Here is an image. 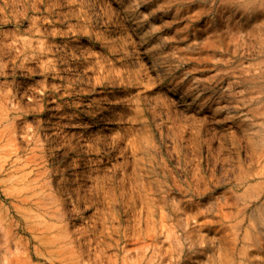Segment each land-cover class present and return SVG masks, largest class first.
Instances as JSON below:
<instances>
[{
  "label": "rangeland",
  "instance_id": "rangeland-1",
  "mask_svg": "<svg viewBox=\"0 0 264 264\" xmlns=\"http://www.w3.org/2000/svg\"><path fill=\"white\" fill-rule=\"evenodd\" d=\"M0 264H264V0H0Z\"/></svg>",
  "mask_w": 264,
  "mask_h": 264
},
{
  "label": "bare ground",
  "instance_id": "bare-ground-1",
  "mask_svg": "<svg viewBox=\"0 0 264 264\" xmlns=\"http://www.w3.org/2000/svg\"><path fill=\"white\" fill-rule=\"evenodd\" d=\"M194 101V100H193Z\"/></svg>",
  "mask_w": 264,
  "mask_h": 264
}]
</instances>
